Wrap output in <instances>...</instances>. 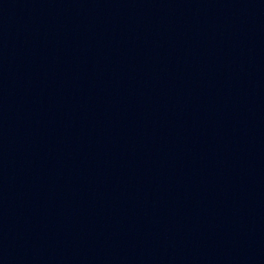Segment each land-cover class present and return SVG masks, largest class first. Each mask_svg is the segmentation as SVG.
Instances as JSON below:
<instances>
[{
	"label": "water",
	"instance_id": "95a60500",
	"mask_svg": "<svg viewBox=\"0 0 264 264\" xmlns=\"http://www.w3.org/2000/svg\"><path fill=\"white\" fill-rule=\"evenodd\" d=\"M0 264H264V0H0Z\"/></svg>",
	"mask_w": 264,
	"mask_h": 264
}]
</instances>
